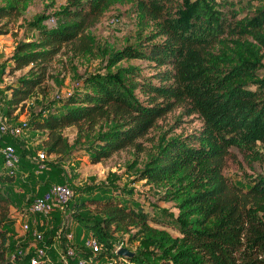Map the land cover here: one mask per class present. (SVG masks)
<instances>
[{
	"label": "trees",
	"instance_id": "trees-1",
	"mask_svg": "<svg viewBox=\"0 0 264 264\" xmlns=\"http://www.w3.org/2000/svg\"><path fill=\"white\" fill-rule=\"evenodd\" d=\"M0 1L2 36L11 21L25 18L31 0ZM118 1L67 0L25 21L27 33L6 63L26 70L7 89V119H17L34 93L47 98L49 80L61 83L53 67L57 58L101 59L104 65L81 76L78 89L58 96V105L50 101L45 114L28 122L27 129L43 132L47 155L84 146L98 163L123 150L141 152V140L177 106L198 114L203 126L168 139L142 170L148 182L175 194L178 217L159 209L150 214L119 197L91 195L81 208L91 206L101 221L75 214L78 224L94 232L105 253L113 250L110 231L145 239L158 264H264V175L245 188L224 173L232 147L255 159L264 153L257 149H264V77L256 61L264 51V6L238 18L228 0H136L140 24L153 29L145 37L139 33L136 43L113 49L101 46L92 29ZM230 7L232 19L222 11ZM224 39L235 49H216ZM132 59L147 61L156 72L147 77L140 67L121 64ZM15 139L9 137L16 146ZM0 180L13 182L16 176L4 171ZM14 204L0 188V264H15L7 256L13 247L5 228ZM130 262L151 264L136 256Z\"/></svg>",
	"mask_w": 264,
	"mask_h": 264
},
{
	"label": "rangeland",
	"instance_id": "rangeland-1",
	"mask_svg": "<svg viewBox=\"0 0 264 264\" xmlns=\"http://www.w3.org/2000/svg\"><path fill=\"white\" fill-rule=\"evenodd\" d=\"M67 0H31L30 6L26 15L18 20L11 21L9 28L10 32L0 36V101L4 104L9 96L7 89L9 85L15 84L17 79L26 70H14L7 66V62L12 57L17 43L23 39L27 33L25 21L31 19L34 14L42 12H51L53 9H58L64 5ZM180 1V0H177ZM229 6L234 7L238 13V18L243 17L246 12L253 13L256 9L264 6V0H228ZM0 1V5H1ZM246 6V10L243 9ZM230 8L223 9V13L230 16L232 19L233 11ZM153 25L143 27L140 24V16L136 0L122 2L119 0L111 9L105 13L100 21L93 27L101 46H108L113 49H121L127 44H134L139 40V33L145 37L151 33ZM235 43L232 40L224 39L216 49H235ZM264 51H262L259 60L260 66L258 74L264 77ZM99 58L92 56H77L68 61L66 56L57 58L54 63L55 75L58 76L61 83L55 82L52 79L48 81L49 96L42 98L39 92L34 93L27 101L26 107L18 112L17 119H8L11 123L30 122L38 119L45 114V108L50 101L55 105L59 104V97L63 96L68 91L78 89V81L81 76L99 69L104 64ZM104 63V62H103ZM122 65H134L141 68V72L151 77L156 71L152 64L141 59H132L130 61L121 62ZM137 95L141 99H145L143 93L137 91ZM53 103H50L52 105ZM203 126V121L198 114L188 115L182 106L175 107L167 113L163 118L159 119L158 124L143 138V151L137 152L135 149L123 150L114 154L106 161L95 163L91 158V154L84 149V146L71 154H48L46 156L48 170L36 171V163L32 160V156L36 155L43 149V144L40 140L42 131L31 128L26 129L20 136L15 139L20 158L19 170L15 184L10 185V189L23 192L24 185L27 184L25 207L29 203V199L42 191L46 186L53 183H64L71 186L77 192V201L72 202L65 210V220H75V214L93 219L97 222L101 221V216L92 211V207L81 208V203L91 195L106 197L115 196L123 201L142 208L153 214L154 210L159 213L174 215L178 217L179 201L171 194L165 186L156 185L144 179L142 170L145 163L150 160V157L156 155L161 146L170 138L180 135L192 134L199 131ZM75 134L70 135V140L73 141ZM258 150H263L262 145H259ZM251 153V152H250ZM256 154H245L236 147L230 149V154L226 158L224 173L234 182L249 187L250 180L259 174L264 175V153L262 158H253ZM6 172L3 162V153L0 150V177L3 172ZM29 174L27 178L23 176ZM46 179H48L46 181ZM1 181V180H0ZM30 183V184H29ZM21 209V208H20ZM34 218L39 215H32ZM40 216L37 219H42ZM51 217V214L45 216L44 219ZM25 215V219H27ZM24 220V219H23ZM166 228L173 235H178V232L173 227L161 226ZM59 227L45 229L46 241L48 245L52 242H57L58 253H48L47 259L43 264H74L76 258L58 259L59 254L66 255L63 249L66 242L63 241L66 234L70 233L67 225L62 227L63 235L57 236ZM85 231H92L83 227ZM93 232V231H92ZM107 237L113 245V250L110 253L102 251L95 254L86 249L81 243L77 247L87 250L85 253H79V256H88L94 260V264H104L109 260H116L118 264H134L130 262L127 256H120L116 250L124 247L135 254L136 257L148 259L151 264H158V259L153 253L151 245L143 238L132 240L129 234L120 232H107ZM12 249L18 246H12ZM57 257V258H56ZM75 259V260H74Z\"/></svg>",
	"mask_w": 264,
	"mask_h": 264
},
{
	"label": "built area",
	"instance_id": "built-area-1",
	"mask_svg": "<svg viewBox=\"0 0 264 264\" xmlns=\"http://www.w3.org/2000/svg\"><path fill=\"white\" fill-rule=\"evenodd\" d=\"M53 22V21H52ZM28 126V122L11 123L8 121L4 109V104L0 101V150L3 153L4 168L9 175L17 176L20 164L19 154L16 146L9 140V137L17 138ZM47 153L40 151L34 157L36 161V170L43 171L48 168L46 159ZM76 199L75 190L64 183H53L41 193L35 194L24 209L28 215L48 216L56 208L66 210L69 205ZM27 231L32 230L29 223L23 224ZM34 245L27 251L22 248L11 249L7 256L15 264H43L48 256V243L44 232L36 229L32 230ZM63 230L57 231V236L61 237ZM66 238L71 239L72 234H66ZM84 247L89 251L99 254L103 251L102 243L98 237L93 234L84 240ZM74 246L69 247L70 256L75 255ZM118 252V250H116ZM74 264H94V260L88 256H78ZM104 264H118V261L112 259Z\"/></svg>",
	"mask_w": 264,
	"mask_h": 264
},
{
	"label": "crops",
	"instance_id": "crops-1",
	"mask_svg": "<svg viewBox=\"0 0 264 264\" xmlns=\"http://www.w3.org/2000/svg\"><path fill=\"white\" fill-rule=\"evenodd\" d=\"M36 155H33L31 158L32 160L36 163L34 157ZM37 171V170H36ZM38 172V171H37ZM29 174L24 175V178H27ZM17 178L13 182H3L2 180L0 181V188L4 191L7 192L14 200V206L12 207V215L11 217L7 220L5 228L8 231V237H9V244L11 246H18V248H22L24 250L29 251L32 246L34 245V238L32 235V230L36 229L39 232H46L45 229L48 228H55L59 227L58 230H63L62 227L64 225H67L68 229H70V233L72 234V238H66L64 237L63 241L66 242V246L63 249V252L66 254L62 256V254H59L58 259H64L66 261L67 259L72 258H77L79 256V253H85L87 250L81 249L80 247H77L81 243L84 245V240L91 235L94 234V232L90 231H85L83 229V226L78 224L77 221H71V220H65L66 215L64 214L65 211L61 210L59 208H56L55 211L51 213V217H48L47 219H44L45 216L39 215L38 217H33L32 215H28L26 213L25 209H20L22 205L25 204L26 198V191L28 190L27 184L24 185L23 192L20 193V191L10 189V185L15 184L17 182ZM48 179H46L47 181ZM30 184V183H29ZM25 215H27V219H25ZM40 216H42V219H37ZM24 219V220H23ZM29 223L31 226L30 231H27L23 228V224ZM74 246L76 250L74 251L75 255L70 256L69 254V247ZM57 250V242H52L48 246V251L50 253H58L56 251H53V249ZM48 252V253H49ZM57 258V257H56ZM75 260V259H74Z\"/></svg>",
	"mask_w": 264,
	"mask_h": 264
},
{
	"label": "water",
	"instance_id": "water-1",
	"mask_svg": "<svg viewBox=\"0 0 264 264\" xmlns=\"http://www.w3.org/2000/svg\"><path fill=\"white\" fill-rule=\"evenodd\" d=\"M118 254L120 256H127L128 258L135 257V254L133 252H131L130 250H128L127 248H124V247L119 249Z\"/></svg>",
	"mask_w": 264,
	"mask_h": 264
}]
</instances>
